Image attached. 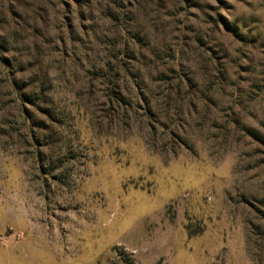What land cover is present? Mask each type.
Returning a JSON list of instances; mask_svg holds the SVG:
<instances>
[{
  "label": "rangeland",
  "instance_id": "1",
  "mask_svg": "<svg viewBox=\"0 0 264 264\" xmlns=\"http://www.w3.org/2000/svg\"><path fill=\"white\" fill-rule=\"evenodd\" d=\"M0 264H264V0H0Z\"/></svg>",
  "mask_w": 264,
  "mask_h": 264
}]
</instances>
